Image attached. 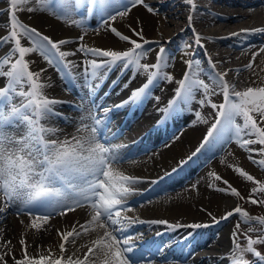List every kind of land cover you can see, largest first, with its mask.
I'll use <instances>...</instances> for the list:
<instances>
[{
	"label": "snow or ice",
	"instance_id": "snow-or-ice-1",
	"mask_svg": "<svg viewBox=\"0 0 264 264\" xmlns=\"http://www.w3.org/2000/svg\"><path fill=\"white\" fill-rule=\"evenodd\" d=\"M8 8L0 9V13H8L5 25L6 35L0 37V47L11 43L9 53L0 58V79L5 80V85L0 87V213L19 201L29 214L34 217L32 227L38 228L35 220L47 222L50 217L59 213L61 215L77 208L88 206L91 218L79 225V230L67 233H58L63 242L60 243V257L52 260L51 264H140V259L134 260L130 254L134 253V240L142 236L127 234L129 228L136 223H144L122 212L126 209L128 198L136 194L134 185L140 182L139 178L124 174L114 167L119 162V150L127 145L111 146L107 140L108 126L111 124V112L129 104L140 105L148 99L151 89L158 80L173 81V77L164 72L168 66V54L163 46L159 47L155 63L149 65L141 63L144 56L151 49L144 45L150 42L143 39L142 29H131L133 34L139 36L143 43L130 39L128 35L121 34L110 22L117 18L126 17L132 8L143 5L149 13L158 14L157 10L145 3V0H6ZM186 2L195 9L193 0ZM27 11L44 12L66 24L84 28L87 17L101 18V25L110 30L121 41L129 42L128 50H102L90 48L80 44L76 50H61V46L72 43L71 40L61 39L53 41L49 36L42 34L34 27L21 22L18 12ZM80 17L77 19L76 17ZM191 21V17H189ZM99 29H97L98 31ZM264 34V28H258L242 33H232V36L247 39L249 35ZM79 40L83 41L81 35ZM201 37L195 36V43L200 45ZM27 41L28 46L22 44ZM264 52V46L260 48ZM78 53L90 54L97 59L85 61L83 75L78 79L73 74V69L78 65L68 57ZM31 54L39 56L58 73H63V79L81 90L87 89V96H79V103L71 102L69 106L73 111L80 112L76 132L69 138L60 139V129L50 125V121L70 118L57 111L59 105L69 103L48 97L46 89L51 87L47 78L43 77L45 69L33 71L30 67L34 61L28 59ZM255 53L253 59H255ZM187 70L182 79L177 81L178 87L174 90V98L163 109H158L164 114L180 111L181 105H188L196 99V93L201 92L202 98L198 103L208 105L215 112V118L207 129L206 135L200 145L187 158L191 160L206 147H215L217 144L226 143L232 139L237 145L248 151V159L264 169V158L254 159L252 152L264 157V87H248L245 91H229V85L221 73L210 74L212 85L200 78L203 69L196 60L186 61ZM252 66L251 62L247 68ZM214 69L215 65H211ZM119 68L117 79L113 80L110 87L120 85L121 77L128 71L133 73V78L138 74H145L147 79L138 89H133L127 99L114 106H103L96 102V92L107 81L113 70ZM154 69V70H152ZM240 69L238 71H243ZM128 82L122 88L127 89ZM223 95V102H212L211 97ZM19 98V103L15 101ZM159 99L158 97L156 98ZM87 101V105H86ZM99 113V115H98ZM259 117V120L254 118ZM196 122L208 124L211 119L204 117L201 112H195ZM238 118L241 122L238 123ZM163 121H158L162 123ZM13 129L14 131H10ZM117 134L113 133V137ZM55 137V138H50ZM248 137V138H243ZM178 139V137H177ZM260 145L258 149L251 145ZM186 161H180L183 165ZM178 171L177 168L172 170ZM235 171L247 181H254L252 175L241 168ZM216 180H221L219 175L209 173ZM227 188H218L220 192H228L234 197L243 199L236 188L228 184ZM211 186V185H210ZM251 192H257L253 188ZM260 193H264V184H260ZM252 204L264 203V200L251 199ZM23 210V209H21ZM238 214L240 221L248 224L257 220L264 225V217L256 218L243 210L239 205L228 211L221 220H228ZM215 223L218 220L213 218ZM151 223L167 224L165 220H154ZM95 225L92 231L101 230L96 238L91 240L83 258L76 257V253L65 256L66 243L71 239L75 243L81 232L87 233L89 226ZM172 227H179L173 225ZM189 227L202 228L208 225L193 224ZM239 228V222L236 229ZM259 231L249 227L248 232ZM233 247L230 255L225 259L230 264H261L264 262L262 255L255 245L264 244V231L257 238L247 237L246 245L241 246L237 239V231L232 233ZM22 245L25 244L21 240ZM83 247V245L81 246ZM79 251V249H77ZM26 252V249H25ZM89 254H92L91 256ZM252 254L255 262H249L245 256ZM76 257V258H74ZM4 259L0 256V261ZM48 258L41 256L39 259L16 260L15 264H45Z\"/></svg>",
	"mask_w": 264,
	"mask_h": 264
},
{
	"label": "bare ground",
	"instance_id": "bare-ground-1",
	"mask_svg": "<svg viewBox=\"0 0 264 264\" xmlns=\"http://www.w3.org/2000/svg\"><path fill=\"white\" fill-rule=\"evenodd\" d=\"M193 2L196 7L191 10L192 6L186 0H145V3L156 9L158 14L149 13L143 5H137L131 9L126 17L117 18L116 21L110 23L121 34L128 35L130 39H136L138 43L143 41L139 36L134 35L131 29H142L143 39L150 40L149 42L154 45H157L161 40L170 39L169 44L174 46V49L179 45L191 46L190 52L192 49L194 50L193 60L199 61L200 67L203 69L200 78L210 85L213 83L210 79L212 72L209 71L208 64L206 67L202 66L207 62L214 64L221 74H225L224 78L229 85L230 92L233 87L235 91H241V89L244 90L254 85L264 87V52L260 51V48L264 46V34L249 35L247 39L231 35L232 33L243 34L245 31L264 28V0H193ZM6 8H8L6 0H0V9ZM18 15L21 16L27 25L36 28L51 39L57 41L68 39L72 41L70 44L61 46V50L74 51L80 44L90 48L118 51L128 50L131 47L129 42L121 41L110 30L100 27L101 23L96 27L97 16L94 18L88 17L89 20H93L92 24H94L95 28L94 30L86 31L57 20L44 12L28 13L27 11H22L18 12ZM189 17H191V21H189ZM7 21L8 13L6 11L0 13V37L7 33L5 28ZM97 29L99 30L97 31ZM197 34L201 37L200 45L195 43ZM81 35L84 36L83 41L78 39ZM22 44L28 46L27 41H22ZM8 45L6 44L0 50V54L13 46L11 43ZM158 51L159 47L155 48L153 54L157 55ZM254 53L256 54L255 59H253ZM28 59L34 61L30 65L33 71L46 70L43 73V77L47 78L51 84V87L46 89L48 97H64L79 103L76 97L64 96L62 93L65 88L61 73L55 71L38 54H31ZM68 59L75 61L78 65L72 71L79 79L83 75L84 62L97 58L90 54L78 53L75 56L68 57ZM150 59L148 58L144 63L151 65L150 62L152 61ZM169 60H172V63L167 73L173 77V81L168 82L160 79L155 84L154 93L152 90L149 93L148 105L143 113L142 121L134 128L135 134L141 133L150 126V132H168L166 126L163 129V126L155 123L162 113L158 109H163L174 98V90L178 87L177 81L183 78L187 70L186 61L189 60V56L187 52L177 51L173 59L168 58V62ZM250 62L252 66L247 68L246 66ZM118 69H115L112 74L115 75ZM240 69L244 70L238 71ZM112 78L113 75L108 76V83ZM146 79L145 74L135 75L134 78L132 75L129 81L123 78L114 91L120 90L121 95H130L131 91L138 89L146 82ZM125 82L129 84L127 89L122 88ZM3 83L4 79H0V87ZM105 83L99 88V92L103 91ZM86 91L87 89H84V92ZM216 91L217 94L212 96L211 100L219 104L223 102V95L219 94V89ZM157 97L159 98L158 100L156 99ZM201 98L202 93L198 92V96L194 101L188 105H183L185 116L180 119L192 126L186 128L165 146H160L158 149L153 150L152 154L142 158L140 162H135L132 167L124 165L122 168L126 166V168L130 169L131 175L150 178L156 177L164 170L172 168L178 162L188 158L200 145L207 129L215 118V112L210 106H201L198 103ZM95 99L98 104L104 105V101L100 103L97 95ZM122 99H116L114 102L122 101ZM63 106L67 107L63 109ZM57 109L66 112V116L70 120L75 119L80 114L68 108V104L59 105ZM197 111L201 112L206 118L211 114L208 124L196 122L195 112ZM61 120L55 124V127L58 128L62 123L66 122ZM239 122L241 121L238 119ZM107 139H110L109 133H107ZM231 142L232 144L227 151V154H229L227 158L238 160L244 164L246 166L244 171L248 174L250 172L247 170L257 173L259 171L257 168L260 169V166L254 164L251 160L249 161L252 164L244 162V159L248 158L249 152L240 148L235 140H231ZM250 147L257 149V145H251ZM218 149H220L218 146L211 149L206 147L197 156L206 158L213 155ZM122 154H126V151ZM225 155L223 154L222 156L224 157ZM252 156L257 160L262 158L256 152H252ZM221 159L217 158L214 161L216 164L209 172H207L209 168L203 169L197 177L182 186V188L168 191L165 196L157 195V198L153 197L154 201L150 202L149 205H145L141 210L137 208L136 216H140L139 218L144 221L141 226L140 223L135 224L138 228L140 227V230L156 225H158L157 228L159 229L163 228L159 232L153 233L155 236L148 243L150 248L155 242L159 243L166 237L175 235V238H177L167 245V247L170 246V249L165 254H161L162 258L166 256L172 257L173 255L182 257L188 251L197 250V253L188 260L191 264H230V260L225 259V257L230 255L233 239L232 235L229 234L227 221L222 220L225 221L224 226L222 225L216 235L211 233L214 227H211L210 222L214 221L213 218L219 221L220 217H223L228 211H232L238 206L234 196L228 192H220L217 189L228 187V185L224 184V181H228V184L234 188L241 189L243 181L231 169L225 167ZM190 164H192V161L188 160V167ZM209 173L219 175L221 180H216ZM261 184H264V181ZM21 205L17 201L8 207L4 213H0V256L4 257L0 264H15L16 260L25 259L26 255L28 259H39L41 256L47 257L45 264H51L52 260L59 258L61 254L59 245L63 241L58 233L72 231L74 225L79 230V225L84 224L91 218V213L87 211V206H84L77 208L75 211H68L63 215L50 217L47 222L35 220L39 227L33 228L34 217L23 213L15 212L11 214L7 212L13 206L21 207ZM0 206H3L1 200ZM154 220H165L168 223H151ZM220 223L219 221L217 226L221 225ZM251 223L244 224L249 225ZM193 224L208 225V227L199 229L189 227ZM173 225H179V227L174 228L172 227ZM234 225L235 222H233ZM93 228H95V225L89 226V231L81 233L74 244L71 243L72 238H69V242L65 245V256L76 253V257H82L87 252L88 247H91V240L96 238L97 233L101 231L98 229L92 231ZM21 240L25 241L24 245L20 243ZM82 245L83 247H81ZM188 248L190 250H187ZM140 250L138 248L137 252ZM89 255L91 256L92 254ZM86 262L85 264L88 263ZM63 263L67 264V261L62 260L61 264ZM150 264H188V262L168 260L162 263L153 262Z\"/></svg>",
	"mask_w": 264,
	"mask_h": 264
},
{
	"label": "rangeland",
	"instance_id": "rangeland-1",
	"mask_svg": "<svg viewBox=\"0 0 264 264\" xmlns=\"http://www.w3.org/2000/svg\"><path fill=\"white\" fill-rule=\"evenodd\" d=\"M163 42H164L163 40L160 41V43H163ZM149 49H150V47H149ZM171 53H172V50H171ZM253 87H260V85H254ZM254 118L259 120L258 116H255ZM260 126L264 127V123H261ZM259 147H260V145L257 146V149ZM262 158H264V157H262ZM222 162H223L225 167L231 169L243 181V183L241 185V189L236 188L237 191L240 192L241 196L243 197V199H240L238 197H234V198H236L237 205H239L243 210L247 211L250 214V216H252V217H256V218L264 217V203H257V204L251 203V199H256L258 201L264 200V193L259 192L260 184L263 183V181H264V169L257 168L259 170L257 173L247 170L248 172H250L249 174H251L253 176L254 181L260 182L258 184V183H254L253 181H247L246 178L240 176L235 171L236 168H241L244 170V168L246 167L244 164H242L238 160H233L232 158H227L226 160L223 159ZM244 162L247 164H252L248 158H245ZM210 168H214V167H210ZM253 188L257 189V192L254 194L251 192V190ZM216 217H218V216H216ZM233 222H235L234 226H233ZM238 222H239V228L236 229V225ZM250 222H252V223L249 225H245L242 221H240V217L238 214H235L233 217L228 219L227 225L229 227V234L232 235V232L235 229L237 231V236H241V239L243 238L242 242L240 243L241 246L246 245L248 236H251L252 238H257L261 234V231H264V225H260L257 220H253ZM250 226L257 228L259 231L248 232V228ZM255 247L262 255H264V244L255 245ZM79 255H80V252H79ZM245 258L249 262H252V259L254 258V256L252 254H246ZM261 264H264V262H261Z\"/></svg>",
	"mask_w": 264,
	"mask_h": 264
}]
</instances>
